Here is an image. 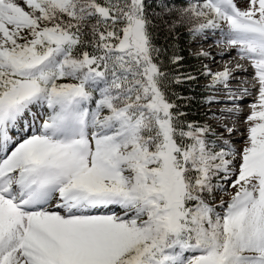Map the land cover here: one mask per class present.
I'll return each mask as SVG.
<instances>
[{
  "label": "snow or ice",
  "instance_id": "6c2138e0",
  "mask_svg": "<svg viewBox=\"0 0 264 264\" xmlns=\"http://www.w3.org/2000/svg\"><path fill=\"white\" fill-rule=\"evenodd\" d=\"M0 264H264V0H0Z\"/></svg>",
  "mask_w": 264,
  "mask_h": 264
},
{
  "label": "rangeland",
  "instance_id": "374dc122",
  "mask_svg": "<svg viewBox=\"0 0 264 264\" xmlns=\"http://www.w3.org/2000/svg\"><path fill=\"white\" fill-rule=\"evenodd\" d=\"M209 48H210V50L212 51V50H214V51H221V49L220 48H218V47H215V46H213V48H211V46H209L208 44H205L204 45V47H203V50L204 51H209ZM186 50L187 51H191V52H193V53H195V52H197V51H199L200 49H198V48H196V47H192V48H187V46H186ZM210 52V51H209ZM226 61H224V63H225ZM222 67L219 65H215L214 66V70H222L221 69Z\"/></svg>",
  "mask_w": 264,
  "mask_h": 264
},
{
  "label": "bare ground",
  "instance_id": "6f19581e",
  "mask_svg": "<svg viewBox=\"0 0 264 264\" xmlns=\"http://www.w3.org/2000/svg\"><path fill=\"white\" fill-rule=\"evenodd\" d=\"M211 48H213V46H211ZM209 51L211 52V53H213V54H216V53H219V52H221V51H214V50H210V48H209ZM230 65H234L235 63H236V61L235 60H231V61H227ZM223 64H224V61H221V60H219V58H217V64L216 65H220L221 67H223ZM222 69V68H221Z\"/></svg>",
  "mask_w": 264,
  "mask_h": 264
},
{
  "label": "trees",
  "instance_id": "16d2710c",
  "mask_svg": "<svg viewBox=\"0 0 264 264\" xmlns=\"http://www.w3.org/2000/svg\"><path fill=\"white\" fill-rule=\"evenodd\" d=\"M187 51V50H186Z\"/></svg>",
  "mask_w": 264,
  "mask_h": 264
}]
</instances>
